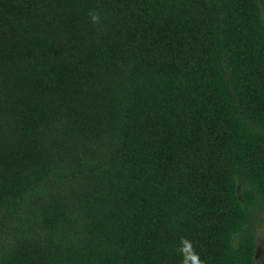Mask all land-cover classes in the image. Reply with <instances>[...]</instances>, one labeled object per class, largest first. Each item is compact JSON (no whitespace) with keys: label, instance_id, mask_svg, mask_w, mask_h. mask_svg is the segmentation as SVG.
<instances>
[{"label":"trees","instance_id":"1","mask_svg":"<svg viewBox=\"0 0 264 264\" xmlns=\"http://www.w3.org/2000/svg\"><path fill=\"white\" fill-rule=\"evenodd\" d=\"M263 225L262 0H0V264H255Z\"/></svg>","mask_w":264,"mask_h":264},{"label":"clouds","instance_id":"2","mask_svg":"<svg viewBox=\"0 0 264 264\" xmlns=\"http://www.w3.org/2000/svg\"><path fill=\"white\" fill-rule=\"evenodd\" d=\"M90 17V22L94 25H99L101 22L100 14L92 10L88 13ZM181 247L179 248V253L182 256V264H204L199 258V254L195 252L191 241L187 239L181 240Z\"/></svg>","mask_w":264,"mask_h":264},{"label":"rangeland","instance_id":"3","mask_svg":"<svg viewBox=\"0 0 264 264\" xmlns=\"http://www.w3.org/2000/svg\"><path fill=\"white\" fill-rule=\"evenodd\" d=\"M264 13V0H262ZM255 264H264V225L259 226L256 232Z\"/></svg>","mask_w":264,"mask_h":264}]
</instances>
